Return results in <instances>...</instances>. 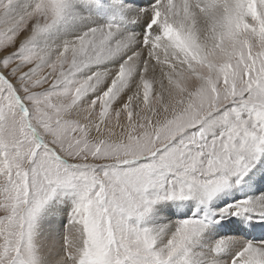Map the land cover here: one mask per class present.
Wrapping results in <instances>:
<instances>
[{"label": "snow or ice", "instance_id": "snow-or-ice-1", "mask_svg": "<svg viewBox=\"0 0 264 264\" xmlns=\"http://www.w3.org/2000/svg\"><path fill=\"white\" fill-rule=\"evenodd\" d=\"M0 264H264V0H0Z\"/></svg>", "mask_w": 264, "mask_h": 264}]
</instances>
